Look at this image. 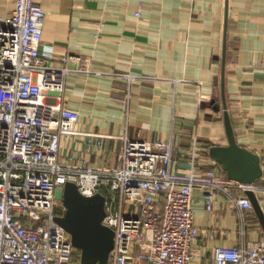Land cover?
<instances>
[{"label":"crops","instance_id":"obj_1","mask_svg":"<svg viewBox=\"0 0 264 264\" xmlns=\"http://www.w3.org/2000/svg\"><path fill=\"white\" fill-rule=\"evenodd\" d=\"M38 2L46 12L41 52L53 54L58 67L72 57L65 99L80 119L62 139L64 156L111 167L126 137L173 135L176 171H191L197 139V173L216 168L226 175L209 154L229 145L225 86L237 144L260 157L262 177L253 185L264 209V0ZM13 9L14 0H0V18ZM193 204L203 231L193 264H213L216 247L240 239L237 213L222 194L208 211L201 189ZM247 231L250 239L264 235L257 217Z\"/></svg>","mask_w":264,"mask_h":264},{"label":"built area","instance_id":"obj_2","mask_svg":"<svg viewBox=\"0 0 264 264\" xmlns=\"http://www.w3.org/2000/svg\"><path fill=\"white\" fill-rule=\"evenodd\" d=\"M45 19L38 0H14L12 13L0 18V264H81L56 220L66 211L59 198L67 183L83 196H105L104 224L115 233L108 264H193L203 232L195 224L196 189L211 212L224 195L240 224L238 243L216 247L213 264H264V235L250 239L247 231L256 218L247 192L257 195V187L216 168L197 173V139L189 173L174 168L173 135L126 137L111 167L63 155L62 139L80 114L65 99L72 57L59 59L58 67L53 54L41 52Z\"/></svg>","mask_w":264,"mask_h":264},{"label":"water","instance_id":"obj_3","mask_svg":"<svg viewBox=\"0 0 264 264\" xmlns=\"http://www.w3.org/2000/svg\"><path fill=\"white\" fill-rule=\"evenodd\" d=\"M222 95L229 145L212 146L209 154L229 179L253 185L262 177L260 157L237 144L228 113L225 86ZM247 195L252 200L256 217L264 230V209L255 192L248 191ZM62 201L66 211L63 217L56 220L71 235L73 246L81 252L80 263L108 264L109 255L114 248L115 233L104 224L107 214L105 196H83L75 183H67Z\"/></svg>","mask_w":264,"mask_h":264},{"label":"trees","instance_id":"obj_4","mask_svg":"<svg viewBox=\"0 0 264 264\" xmlns=\"http://www.w3.org/2000/svg\"><path fill=\"white\" fill-rule=\"evenodd\" d=\"M75 259H76L77 262L80 261L78 254H75Z\"/></svg>","mask_w":264,"mask_h":264},{"label":"rangeland","instance_id":"obj_5","mask_svg":"<svg viewBox=\"0 0 264 264\" xmlns=\"http://www.w3.org/2000/svg\"><path fill=\"white\" fill-rule=\"evenodd\" d=\"M201 151V150H200ZM200 151H199V153L198 154H200ZM62 198H63V193H61V195H60V198L59 199H61L62 200Z\"/></svg>","mask_w":264,"mask_h":264},{"label":"bare ground","instance_id":"obj_6","mask_svg":"<svg viewBox=\"0 0 264 264\" xmlns=\"http://www.w3.org/2000/svg\"><path fill=\"white\" fill-rule=\"evenodd\" d=\"M258 197V196H257ZM259 199V198H258ZM62 200H63V198H62ZM80 255H81V252H80ZM81 257V256H80Z\"/></svg>","mask_w":264,"mask_h":264}]
</instances>
